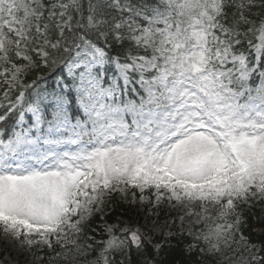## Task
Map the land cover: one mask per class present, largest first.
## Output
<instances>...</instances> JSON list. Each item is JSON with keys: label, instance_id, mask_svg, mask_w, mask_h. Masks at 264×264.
<instances>
[{"label": "snow or ice", "instance_id": "6c2138e0", "mask_svg": "<svg viewBox=\"0 0 264 264\" xmlns=\"http://www.w3.org/2000/svg\"><path fill=\"white\" fill-rule=\"evenodd\" d=\"M128 188L203 225L191 264H264V0H0V233L25 264H155L167 238L86 232Z\"/></svg>", "mask_w": 264, "mask_h": 264}, {"label": "rangeland", "instance_id": "374dc122", "mask_svg": "<svg viewBox=\"0 0 264 264\" xmlns=\"http://www.w3.org/2000/svg\"><path fill=\"white\" fill-rule=\"evenodd\" d=\"M113 193H117L118 199L121 200L125 206H128V212L122 217H115L114 222L107 224H119L121 227L128 225L133 229L139 227L142 233L147 232L149 235H151L153 242H164L167 238V243H164V245H166L168 244L171 237L189 235L187 231L189 227H192L194 230L195 226L200 225L196 223V218L194 216L186 215L187 211L189 210L188 208L181 206L172 207V204L175 202L170 204L169 201H164L166 208L173 216L158 218L156 208L160 204L156 205L154 203L155 197L153 199V203H149L150 200L144 192L141 193L140 190L133 188L127 189L126 197L119 191L112 192L111 194ZM142 195L145 197L143 201L140 200ZM105 198H107V196ZM199 210V205H195L192 208V211ZM181 216H184L183 228L185 231L183 232L181 231ZM105 224L106 223L104 222L101 225L100 236L103 232ZM195 231L198 230L196 229ZM169 233H171V235H169ZM54 242L55 241H53V243ZM149 244L153 247L152 243ZM44 248L48 249L46 246ZM60 250L61 249L59 247V250L57 251ZM29 255L30 254L28 253L22 252L15 243L6 240L3 234L0 233V264H25V261ZM92 255L95 256L96 253ZM246 255L251 254L246 253ZM44 264H48L47 258H45ZM59 264H64V262L60 261Z\"/></svg>", "mask_w": 264, "mask_h": 264}, {"label": "trees", "instance_id": "16d2710c", "mask_svg": "<svg viewBox=\"0 0 264 264\" xmlns=\"http://www.w3.org/2000/svg\"><path fill=\"white\" fill-rule=\"evenodd\" d=\"M115 212H111L107 220L113 218L114 213L117 209H120V205L115 204ZM113 216V217H112ZM245 217L247 226L243 229L244 235L249 237L250 242H254L250 230L252 226H263L264 227V210H261V205L257 204L253 209L245 211ZM98 222L97 216L93 215L89 219V227L86 232L89 235H94L92 229L96 228ZM257 242V241H256ZM190 243V239L181 237L180 239L171 240V244L168 247L162 248L157 255L153 249L147 245V252L149 257L154 258L155 264H191V261L195 259V254H189L186 251V245ZM141 257L136 253L135 249L132 250V264H139Z\"/></svg>", "mask_w": 264, "mask_h": 264}]
</instances>
